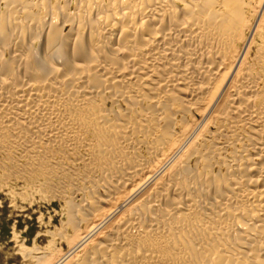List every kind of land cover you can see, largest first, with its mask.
<instances>
[{"label": "bare ground", "instance_id": "1", "mask_svg": "<svg viewBox=\"0 0 264 264\" xmlns=\"http://www.w3.org/2000/svg\"><path fill=\"white\" fill-rule=\"evenodd\" d=\"M12 182L63 204L29 264H264V0H0Z\"/></svg>", "mask_w": 264, "mask_h": 264}, {"label": "rangeland", "instance_id": "2", "mask_svg": "<svg viewBox=\"0 0 264 264\" xmlns=\"http://www.w3.org/2000/svg\"><path fill=\"white\" fill-rule=\"evenodd\" d=\"M5 186H0V264H29L32 259L24 256L22 251L29 249L32 256L38 255L52 241L56 248L65 252L67 245L55 237L60 228L62 202L28 190L20 182Z\"/></svg>", "mask_w": 264, "mask_h": 264}]
</instances>
